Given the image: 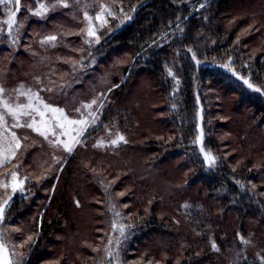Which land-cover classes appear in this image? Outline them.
<instances>
[{
    "label": "trees",
    "instance_id": "trees-1",
    "mask_svg": "<svg viewBox=\"0 0 264 264\" xmlns=\"http://www.w3.org/2000/svg\"><path fill=\"white\" fill-rule=\"evenodd\" d=\"M236 1L242 0H113L108 6L120 18L97 28L96 40L84 33L83 9L78 37L58 31L60 46L74 37L80 49L71 76L48 78L51 93L86 94L75 106L91 103L84 114L96 110L95 123L65 154L52 191L53 173L13 194L1 228L10 239L26 235L24 264H264V46L257 51L250 43L263 31L264 3L254 21L255 11L229 16ZM26 53L39 65L42 55L47 60L43 48ZM15 55L4 70L8 78L20 69ZM134 85L155 94L154 132L139 126L134 108L146 99L129 102ZM228 94L235 97L226 107ZM199 126L212 166L197 143ZM119 136L124 140L112 144ZM171 161L180 183L151 184L153 171ZM87 200L98 212L83 238L73 214ZM114 223L131 227L121 235ZM67 229L83 240L75 248L66 244Z\"/></svg>",
    "mask_w": 264,
    "mask_h": 264
},
{
    "label": "rangeland",
    "instance_id": "rangeland-1",
    "mask_svg": "<svg viewBox=\"0 0 264 264\" xmlns=\"http://www.w3.org/2000/svg\"><path fill=\"white\" fill-rule=\"evenodd\" d=\"M113 0H66L68 7H56L52 8L51 4H56L57 0H53L51 4H46V0H20V4L17 5L14 2L3 4L4 9L3 13L0 17V21H7L9 19L10 12H16L15 20L16 24L12 27L11 33L9 34V29L7 23H4L0 26V86L5 89L4 96L9 98L10 100H14L16 98V89L20 88L21 85L24 86V89H31L32 91H39L40 96L47 102L54 106L63 108L68 116L71 119H80L81 113H85L88 108H84L83 105L91 104V103H83L81 106L77 105L79 98H85L86 94L79 93L78 96L74 94H69L67 97L60 99L61 96L59 95H52L51 91H40L41 89H51L52 87L49 85L48 82L52 78L54 74H60L64 77H69L72 74V66L75 62L77 57H74L73 51L80 49V40L75 41L74 37L72 39L67 40L66 45H61V40L59 41V37L57 38L58 31L63 34V38L65 39V31L68 30L74 36H79L81 32L80 23L79 21L84 18L83 14L81 16L80 11L83 9L85 12L89 10H93L97 8L96 11L93 12V15H89L92 17L91 20L86 19V26L84 28L85 35L91 39L96 40V35L89 36L88 29L91 28L92 31L96 32L97 28L104 27L106 22L110 20L112 17L120 18V13L116 12V10H112L110 7L111 2ZM49 2V1H47ZM264 0H242L236 1L234 5V9L232 13H229V16L232 18H239L243 14H248L253 11L256 13V17L254 21L260 20V12L262 9V4ZM44 4L49 7V12L44 16L33 15V12H36L39 8V5ZM100 5H105L108 8L107 13H101ZM110 7H109V6ZM201 5L197 6L198 9ZM24 8V11H22ZM17 9H19L17 11ZM63 10V11H62ZM25 13V16L23 15ZM97 14L102 15V20H96L95 16ZM24 16V18H23ZM28 16V18H27ZM47 20L51 25L49 26L46 21L40 24L39 20ZM31 21V22H30ZM26 24V25H25ZM40 24V25H39ZM25 28L23 29V27ZM263 31L257 32L255 36L250 41L251 47L254 50L259 51L261 46H264V26ZM28 34V35H27ZM96 34V33H95ZM48 36H55L56 40L48 43H42ZM25 38L27 42L22 43L20 38ZM76 37V38H77ZM90 41V40H89ZM43 48L47 51L46 58L42 55V62L39 65L38 62L33 60L32 56H28L26 52H32L33 56L35 54H39V49ZM22 49V52L18 53V50ZM15 55V59L17 61V66L20 67L19 70L17 68H13V77L8 78L5 74V69L10 66V53ZM114 58V57H113ZM46 61H45V60ZM118 59L115 62H120ZM40 62V61H39ZM56 62L60 64L55 65ZM9 63V64H8ZM21 71V73H20ZM79 80V79H78ZM76 80V81H78ZM98 88H95V91ZM143 88L140 85H134L130 91L129 95V102L133 101L135 97H139L140 95L144 96L147 91H143ZM155 95V94H154ZM154 95L151 96L145 94V103L142 104L140 108H134V112H136L140 118V127H147L150 130H145L148 132H154L157 130L154 124L156 119V114L151 113V99L155 98ZM235 96L233 94H228L225 102L228 105H231L233 98ZM148 98V99H147ZM19 102L24 103L26 102L23 97H20ZM56 102V103H55ZM58 102H63V106L59 105ZM92 106V105H91ZM75 109H80V112L75 111ZM95 111L92 112L95 115ZM79 114V115H78ZM71 115V116H70ZM89 119L92 117L88 116V114H84ZM79 117V118H78ZM9 125H11L12 120L10 117L7 118ZM153 120V122H152ZM154 123V124H153ZM199 136L197 139V143L199 145V149L205 159V154H210L202 144L203 141V133L202 128L199 126ZM17 133V136L21 138V146L15 152V155L11 158V160L3 165H0V179L8 180L10 173L15 170L18 174L19 180H24V190L22 192L17 191L19 196L26 194L28 183L33 180L39 179V177H51L55 174L54 183L51 187V191L54 187L56 179L58 177V173L64 164L65 154L66 151L63 148L53 147L48 140H45L42 136L38 135L37 133L33 132L31 129L21 128V129H14ZM81 137H79L80 139ZM61 139H65V137H61ZM118 140V139H115ZM261 143L260 140H255ZM32 148L34 150L33 153L28 154L27 150ZM243 149V147H241ZM22 153V154H21ZM134 161H140V155L137 152L133 153ZM21 155V156H20ZM20 156V158H19ZM255 156L262 158L261 153H256ZM240 159V158H239ZM206 160V159H205ZM61 163L58 169H55L56 164ZM174 162L164 163L159 165V169L153 171L152 181L151 184L157 185L161 181L162 178L170 179L173 183L172 186L178 185L182 176L175 172L173 169ZM53 169V172H50ZM167 170L168 173L164 174L163 170ZM55 170V171H54ZM53 173V174H52ZM159 180V181H158ZM149 182V181H148ZM129 184V183H128ZM168 184V183H166ZM16 193V192H15ZM13 192L11 189V181L9 180V187L4 188L0 187V206L4 207V213L10 207V202L13 197ZM5 201L8 203L5 205ZM98 210L92 204L90 205V201L87 200V204L85 205L84 209L77 214H73L77 219V229H79V234L81 237H87L88 233L91 230V226L93 222L91 221V215L97 213ZM3 219L0 220V233H2V224ZM38 224H40V219H38ZM14 229H18L17 225H14ZM13 228V227H12ZM24 235V234H23ZM80 236H76L75 232L67 229L65 232V241L66 244H70L73 248L77 247L79 243H82L83 240L80 239ZM7 237V238H6ZM4 243L6 245L8 251V258L11 260L12 264H24L27 258V251L26 246H24V241L26 240V235L22 239L18 238H11L4 235ZM82 238V239H83ZM85 243V242H84ZM113 249L111 250V252ZM76 255V256H75ZM74 257L76 258L79 254H75ZM60 254L56 257H59ZM164 258V256L162 257ZM117 259V257H114ZM115 264H123L120 261H116ZM127 264H135L133 261L127 262Z\"/></svg>",
    "mask_w": 264,
    "mask_h": 264
},
{
    "label": "snow or ice",
    "instance_id": "snow-or-ice-1",
    "mask_svg": "<svg viewBox=\"0 0 264 264\" xmlns=\"http://www.w3.org/2000/svg\"><path fill=\"white\" fill-rule=\"evenodd\" d=\"M19 5L20 0H0V5L6 3H12ZM56 7H68L66 0H57V3L52 5V8ZM19 9H17L18 11ZM101 13H107L108 8L105 5H100ZM49 12V8L41 4L33 15L44 16ZM16 12L9 13V19L5 21H0V26L7 23L9 34L11 33L12 27L16 24L15 16ZM85 18L91 20L88 13H84ZM102 15L97 14L95 16L96 20H102ZM88 35L94 36L95 32L91 28L88 29ZM55 36H48L42 43H48L55 41ZM195 59V56H193ZM245 83H248L245 81ZM250 88L253 86L248 84ZM259 91V89H255ZM16 98L10 100L4 96L5 89L0 86V165L8 163L11 158L15 155V152L21 146V138L17 136L14 129L27 128L31 129L33 132L42 136L45 140H48L53 147L63 148L67 153H71L75 146L81 143L79 137L83 136L87 131V128L95 123V117L92 113H88V116L92 117L89 119L83 113H81L80 119H71L63 108L54 106L47 103L41 96L39 91H32L31 89H24L21 85L20 88L16 89ZM40 91H51V89H41ZM20 97H23L26 102H19ZM96 103V101H92ZM84 108H91V104L83 105ZM80 112V109H76ZM10 117L12 120L11 125H9L7 118ZM65 137V139H61ZM124 137L119 136L118 140H113L111 143L116 144L118 141H123ZM205 159L209 166L215 164V157L211 154L206 153ZM9 180L11 181L12 192L17 191L22 192L24 190V180L18 179V174L15 170L10 173L8 180L0 179V187L8 188ZM5 205L8 201L4 202ZM4 216V207L0 206V220ZM116 216L119 217L120 213L117 212ZM131 227V225H117L113 224V228L118 230L121 235L125 233V228ZM111 243V241H110ZM119 243V240H117ZM215 247V245H214ZM113 255V253H109ZM0 264H12L11 260L8 258V251L4 243V235L0 233Z\"/></svg>",
    "mask_w": 264,
    "mask_h": 264
}]
</instances>
